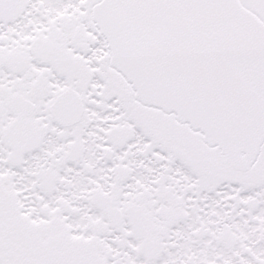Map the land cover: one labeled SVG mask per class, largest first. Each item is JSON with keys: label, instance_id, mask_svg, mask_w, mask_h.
Instances as JSON below:
<instances>
[{"label": "flooded vegetation", "instance_id": "1", "mask_svg": "<svg viewBox=\"0 0 264 264\" xmlns=\"http://www.w3.org/2000/svg\"><path fill=\"white\" fill-rule=\"evenodd\" d=\"M100 1L0 0V264H264V140L238 168L141 102Z\"/></svg>", "mask_w": 264, "mask_h": 264}, {"label": "water", "instance_id": "2", "mask_svg": "<svg viewBox=\"0 0 264 264\" xmlns=\"http://www.w3.org/2000/svg\"><path fill=\"white\" fill-rule=\"evenodd\" d=\"M93 20L143 103L235 167L264 140V23L239 0H101ZM241 152L244 156H241Z\"/></svg>", "mask_w": 264, "mask_h": 264}, {"label": "rangeland", "instance_id": "3", "mask_svg": "<svg viewBox=\"0 0 264 264\" xmlns=\"http://www.w3.org/2000/svg\"><path fill=\"white\" fill-rule=\"evenodd\" d=\"M94 262H95L96 264H99V263H98V261H97L96 259H95V261H94Z\"/></svg>", "mask_w": 264, "mask_h": 264}]
</instances>
